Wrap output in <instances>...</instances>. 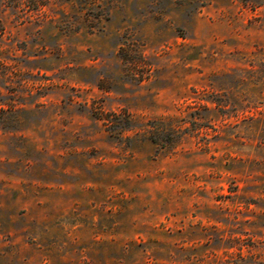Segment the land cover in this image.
I'll return each mask as SVG.
<instances>
[{"label":"rangeland","instance_id":"374dc122","mask_svg":"<svg viewBox=\"0 0 264 264\" xmlns=\"http://www.w3.org/2000/svg\"><path fill=\"white\" fill-rule=\"evenodd\" d=\"M0 264H264V0H0Z\"/></svg>","mask_w":264,"mask_h":264},{"label":"trees","instance_id":"16d2710c","mask_svg":"<svg viewBox=\"0 0 264 264\" xmlns=\"http://www.w3.org/2000/svg\"><path fill=\"white\" fill-rule=\"evenodd\" d=\"M150 139H151V141H153L155 143H159V140L157 138L151 137ZM171 140H172L171 138L169 140L164 139L163 142H170Z\"/></svg>","mask_w":264,"mask_h":264}]
</instances>
